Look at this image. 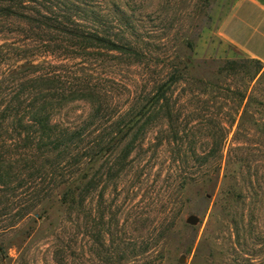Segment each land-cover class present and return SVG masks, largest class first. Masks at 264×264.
Segmentation results:
<instances>
[{
	"label": "rangeland",
	"instance_id": "obj_1",
	"mask_svg": "<svg viewBox=\"0 0 264 264\" xmlns=\"http://www.w3.org/2000/svg\"><path fill=\"white\" fill-rule=\"evenodd\" d=\"M237 1L80 0L81 7L93 3L102 15L118 13L121 29L111 31L136 52L83 49L58 30L47 35L26 19L0 13L2 88L10 89L19 71L41 65L63 75H91L108 90L100 115L94 111L100 96L94 94L70 102L56 119H90L107 133L109 125L131 122L155 85L168 90L174 109L171 120L159 116L121 140L122 151L137 137L121 172L103 179L88 199V210L95 212L104 200L112 212L103 221L112 217L114 243L97 238L99 213L85 219L57 195L0 234V264H264V62L223 35ZM25 3L32 16L44 10ZM241 118L245 125L235 140ZM222 120L229 135L221 146L216 137L226 132ZM245 131L250 143L244 136L238 143ZM107 156L96 160L93 171ZM247 156L258 159L250 169L247 162L243 169L234 162ZM240 189H250L249 196L238 197ZM193 214L199 216L196 224L188 221Z\"/></svg>",
	"mask_w": 264,
	"mask_h": 264
},
{
	"label": "trees",
	"instance_id": "obj_2",
	"mask_svg": "<svg viewBox=\"0 0 264 264\" xmlns=\"http://www.w3.org/2000/svg\"><path fill=\"white\" fill-rule=\"evenodd\" d=\"M6 1L8 3L0 7V13L10 18L26 19L34 31L47 32L48 35L52 30H58L83 49L101 47L120 52L124 48H131L136 52L132 43H121V35L111 31L121 29L120 15H102L93 3L86 2L87 7H81L80 0H31L44 8H38L32 16L24 10L27 8L26 0ZM80 16L91 23L83 25L78 22L75 18L80 19ZM113 22L116 25H109ZM257 62L261 63L260 60ZM18 73L17 77L9 80L13 85L10 89L6 86L2 88L3 82H0V234L14 229L60 195L62 202L68 204V210L71 208L82 213L85 219L99 213L101 228L96 231L97 238H103L105 243H114L113 219L109 217V222L103 221L108 217L107 213L112 216V212L107 210L105 202L102 203L104 200L99 202L100 208H96L95 212L88 210V199L98 190L103 179L117 176L125 166L137 137L127 140L123 152L122 139L131 131L139 134L154 118H173L174 109L168 90L159 85L153 86L141 98L131 122L124 127H121V121L116 122L109 125L110 131L105 133L106 127H94L90 119L80 123L56 119L70 102L94 94L100 96L95 97L99 99L95 115L105 111L108 90L96 86L91 75H63L49 68L44 69L41 65H32ZM93 116L94 113L90 115ZM140 120L143 123L138 126ZM223 122L222 128L226 132H222L220 140L216 137L221 146L229 135ZM234 123L235 119L230 126ZM244 125L245 120L241 118L235 140ZM96 130L98 133H94ZM249 134L245 131L238 143L243 136L248 138L243 142L248 143ZM235 148L242 147L239 144ZM106 155L103 163L93 171L96 160ZM232 160L229 156L228 161ZM253 161L258 159L248 156L234 158L242 169L246 162L250 169ZM206 162H209V157H206ZM256 181H260V177L257 176ZM253 186L247 188L254 189ZM244 191L240 189L238 197L249 194L250 189H246L245 194ZM100 195L104 198L103 192Z\"/></svg>",
	"mask_w": 264,
	"mask_h": 264
},
{
	"label": "crops",
	"instance_id": "obj_3",
	"mask_svg": "<svg viewBox=\"0 0 264 264\" xmlns=\"http://www.w3.org/2000/svg\"><path fill=\"white\" fill-rule=\"evenodd\" d=\"M222 30L227 40L264 62V0H238Z\"/></svg>",
	"mask_w": 264,
	"mask_h": 264
},
{
	"label": "water",
	"instance_id": "obj_4",
	"mask_svg": "<svg viewBox=\"0 0 264 264\" xmlns=\"http://www.w3.org/2000/svg\"><path fill=\"white\" fill-rule=\"evenodd\" d=\"M188 221H189L190 223H192V224H196V223L199 222V216H197V215H195V214L190 215V216L188 217ZM185 260H186V257L183 255V256L180 258V262H181V263H184Z\"/></svg>",
	"mask_w": 264,
	"mask_h": 264
}]
</instances>
